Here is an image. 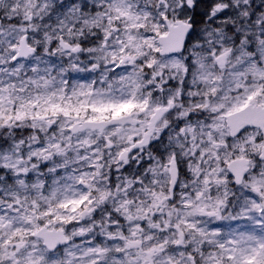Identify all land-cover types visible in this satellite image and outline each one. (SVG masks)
<instances>
[{
    "label": "snow or ice",
    "instance_id": "snow-or-ice-1",
    "mask_svg": "<svg viewBox=\"0 0 264 264\" xmlns=\"http://www.w3.org/2000/svg\"><path fill=\"white\" fill-rule=\"evenodd\" d=\"M0 264H264V0H0Z\"/></svg>",
    "mask_w": 264,
    "mask_h": 264
}]
</instances>
